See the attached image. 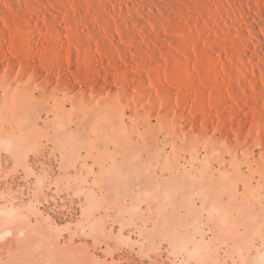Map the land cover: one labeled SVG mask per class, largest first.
<instances>
[{
  "label": "rangeland",
  "instance_id": "1",
  "mask_svg": "<svg viewBox=\"0 0 264 264\" xmlns=\"http://www.w3.org/2000/svg\"><path fill=\"white\" fill-rule=\"evenodd\" d=\"M2 69L0 208L24 220L0 222V264H264V128L258 140L245 115L236 134L213 112L201 119L194 93L183 94L191 110L170 100L159 123L154 103L148 121L132 125L128 108L122 122L110 104L71 107L62 88L45 98L34 75ZM97 106L118 117L99 121ZM28 131L36 144L23 157L7 142L22 144Z\"/></svg>",
  "mask_w": 264,
  "mask_h": 264
},
{
  "label": "bare ground",
  "instance_id": "2",
  "mask_svg": "<svg viewBox=\"0 0 264 264\" xmlns=\"http://www.w3.org/2000/svg\"><path fill=\"white\" fill-rule=\"evenodd\" d=\"M0 65L21 74L20 79L34 75L45 98L50 89L62 88L61 99L71 107L110 104L113 109L107 110H117L122 122L128 108L132 125L148 121L153 114L146 112L154 103L159 123L169 117L162 106L170 100L178 109L191 110L183 94L194 93L193 109L201 119L213 112L218 126L236 134L240 126L233 127V121L241 123L245 115L259 140L264 128V0H0ZM88 92L96 94L93 101ZM46 104V110L54 107ZM100 106L93 113L99 121L112 123L118 117ZM140 108L146 109L144 114ZM176 110L170 117L186 118L181 111L177 117ZM83 115L77 118L82 125L90 118L86 111ZM29 131L22 144L7 140L23 157L36 144ZM22 215L15 207L0 208L1 224H18Z\"/></svg>",
  "mask_w": 264,
  "mask_h": 264
}]
</instances>
